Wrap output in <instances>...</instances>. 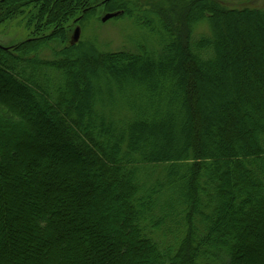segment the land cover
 Wrapping results in <instances>:
<instances>
[{"label": "trees", "instance_id": "16d2710c", "mask_svg": "<svg viewBox=\"0 0 264 264\" xmlns=\"http://www.w3.org/2000/svg\"><path fill=\"white\" fill-rule=\"evenodd\" d=\"M113 1L0 0V17L24 3H36V32L49 29V34L12 51L0 47V90L11 87L15 98L36 111L31 120L16 102L0 95V264H264V92L257 86L262 83L264 91V38L257 34L252 44L245 43L248 55L227 48L225 61V38L219 30L223 19L230 28L233 19H264V6L228 9L217 0L128 1L164 19L168 45L154 57L187 56L177 80L187 143L180 148L164 146L157 155L147 141L145 148L138 144L145 129L131 112L129 117L123 114L129 111L121 105L125 111L118 118L99 114L107 126L120 127L117 141L93 137L82 120L88 111L89 86L68 101L63 88L54 89L46 77L52 70L73 74L63 65L66 58H56V52L53 59L42 57L56 35L66 39L63 25L72 13L81 14L73 17L75 23L90 15L98 2L111 10ZM117 1L119 5L121 0ZM117 8L113 18L130 13L125 5ZM201 24L208 34L195 36ZM78 50L68 47L59 52L80 54ZM137 55L105 52L99 57L90 49L79 56L94 65L103 61L117 77L120 70L110 60ZM239 59L256 67L251 79L244 80L251 91L244 96L249 109L237 103L241 84H228L227 76ZM214 85L236 103L221 127L222 140L210 154L208 128L218 117L207 112L205 104L211 100L215 108L224 105ZM70 87L76 91L74 81H68ZM252 104L262 112L258 126L262 131L241 126L252 118ZM45 149L50 153H43ZM177 185L182 192H176ZM118 188L123 199L113 197ZM222 254L229 257L227 262Z\"/></svg>", "mask_w": 264, "mask_h": 264}, {"label": "rangeland", "instance_id": "374dc122", "mask_svg": "<svg viewBox=\"0 0 264 264\" xmlns=\"http://www.w3.org/2000/svg\"><path fill=\"white\" fill-rule=\"evenodd\" d=\"M128 1L121 0L119 5L115 4L118 2L117 0L111 2L109 4L110 7H108L111 9L109 11L105 10L101 2H98L90 15L85 16L81 21L75 23L73 22V17H77L80 11L72 13L70 19L63 25L65 27L66 39L63 41L56 35L49 42V48L42 52V57L48 60L50 58L53 59L55 58L54 53L56 52V58L58 56H62L64 59L66 58V60H62L63 65L69 67L73 74L72 76H68L63 70H52L50 73L46 71L49 73L46 77L49 78L48 82L50 85H53L54 89L59 86L63 88L64 96L68 98V101L73 100L75 93H79L86 86H89L91 95L87 98L88 111L84 113L82 120L86 122L88 128L93 133V137L99 138L107 143L117 141L120 127L116 125L113 127L110 125L107 126L106 121L103 122L100 115L106 117L109 113H112V115H116L117 117L120 112L122 114V111L126 109L129 112H123V114H127V117H129L132 113L134 120L140 121L141 124L139 125H142L145 129L143 134L144 139L141 138L138 140V144L141 148H145L144 145L147 141L149 145L151 144V148L157 151V155H160L164 146L180 148L187 143L184 137V126L182 127V125L186 124L185 113L181 105L183 95L177 83L179 82L177 80L181 77V71H185L183 64L186 63L184 61L187 60V56L184 54L181 59L176 57L168 58L164 53L162 57H154V55L163 53V48L168 45L167 37L163 29L165 25L164 19L159 17L157 13L149 15L146 10L139 9L132 1L130 6ZM217 1H220L228 9H240L243 7L260 8L264 6V0ZM164 3L161 4L163 7H165ZM35 4L24 3L17 11L0 17V47L7 51H12L20 45L24 46L28 40L49 34V29H43L40 33L36 32L34 13L37 9L35 6L37 5ZM120 5H125L126 10L130 11V13L113 18L117 15L112 14L114 12L113 8L117 6L118 8L116 10H120ZM168 21L170 22L171 20L168 19ZM232 23L235 25L233 28H230L223 19V23L219 28L225 38V42L222 43V57L225 61L228 60L226 56L227 48L239 49V53L248 55L249 50L245 48L244 51L243 46L245 43L252 44L254 36L257 34H260L264 38L263 18L257 17L256 20L250 18L233 19ZM75 32H77V36H75ZM194 34L195 36L208 34L206 25L201 24L196 26ZM68 47H79L78 51L80 54L71 53L67 55L64 52L66 54L65 56V54L60 53ZM90 49L94 50L96 56L99 57L105 52H121L138 55L134 58L123 60H110V64L115 69L120 70L117 77H114L103 61L94 65L88 57L83 58L79 56L89 53ZM216 65H214V69L219 64ZM258 67L262 69L261 65H258ZM255 70L256 67L251 61L246 62V60L242 61L239 59L234 73L227 76L229 85L235 83L238 87L239 84L242 86V90L239 89L241 95L237 100L241 109H249L244 96L251 94V91L247 88L248 86L244 83V80L247 78L251 79L250 73ZM68 81L75 82L76 91H73L71 87L68 88ZM45 82L47 81L45 80ZM257 86L262 88L263 93V84L257 83ZM108 87L109 91L107 89ZM48 88L51 89L52 87L49 86ZM213 89L214 93L220 98L219 100L224 102V105L223 107L218 106L215 108L211 100L210 102L208 101V104H205V110L207 112L210 111L215 117L217 116L219 118L218 120L216 117L217 119H214V122L208 128L207 149L210 154L216 151L214 145H218L222 140L224 132L221 127L226 125L227 113L229 112L232 116V105L236 103V100H229L228 96L222 95L221 87L214 85ZM172 91L174 94L171 99L170 94ZM13 93L16 94L17 92L12 91L11 87L7 88L5 92L0 90L1 97L7 99L12 104L16 102L15 106L22 109L29 119L34 120L36 111L31 108L30 103L24 102L22 104L18 98L14 97ZM211 98L214 97L212 96ZM131 103L133 104L131 105ZM115 104L118 108H115ZM119 105L123 106L124 109L119 107ZM239 109L238 112H240ZM250 109L252 118L250 117V119L242 121L241 126L245 127L248 131H262L258 127L263 123L261 117L262 112L259 109L256 110L253 104ZM103 124H106L104 135L101 134ZM47 132L48 129H46ZM235 142L237 144L240 143L239 140ZM50 151V149H45L43 153L49 154ZM238 152L239 149L234 148V155H238ZM164 157L169 159L168 156ZM70 161L75 167L80 166V163L75 162L73 159H70ZM116 190L117 193L113 197L115 199H123V191L119 188ZM142 190L144 191V189ZM177 191L182 192V188L179 185H177ZM208 224V222L204 223V225ZM196 238L199 239L197 232L195 233ZM220 257L225 262L229 259L227 255L223 254ZM232 264L241 263L232 261Z\"/></svg>", "mask_w": 264, "mask_h": 264}, {"label": "water", "instance_id": "95a60500", "mask_svg": "<svg viewBox=\"0 0 264 264\" xmlns=\"http://www.w3.org/2000/svg\"><path fill=\"white\" fill-rule=\"evenodd\" d=\"M75 36H77V32H75Z\"/></svg>", "mask_w": 264, "mask_h": 264}]
</instances>
